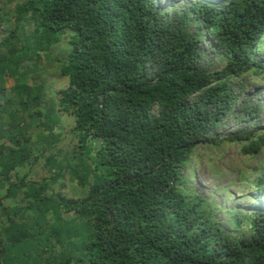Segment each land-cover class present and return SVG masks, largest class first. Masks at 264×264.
I'll use <instances>...</instances> for the list:
<instances>
[{
	"label": "trees",
	"instance_id": "obj_1",
	"mask_svg": "<svg viewBox=\"0 0 264 264\" xmlns=\"http://www.w3.org/2000/svg\"><path fill=\"white\" fill-rule=\"evenodd\" d=\"M185 3L169 12L157 0H0V264H264V210H228L229 221H220L191 184L200 146L232 142L250 157L264 148L259 128L214 132L228 115L239 123L261 113L257 103L233 113L238 93L230 80H262L264 0ZM25 25L30 31L20 35ZM205 40L224 60L219 69L201 65ZM54 46L65 54L51 57ZM34 55L46 63L24 73ZM7 69L17 74L13 96L1 84ZM47 104L70 163L81 169V195L62 184L54 198L42 195L47 177L31 176L37 164L56 167L63 153L54 141L42 155L53 140L48 125L45 140L34 142L30 118ZM16 167L26 169L11 174ZM258 171L252 183L263 193L264 165ZM8 198L16 203L4 205ZM48 200L52 228L67 215L84 226L72 234L81 242L75 257H57L38 238L46 225L36 215ZM46 237L61 247L71 238L56 228Z\"/></svg>",
	"mask_w": 264,
	"mask_h": 264
},
{
	"label": "rangeland",
	"instance_id": "obj_2",
	"mask_svg": "<svg viewBox=\"0 0 264 264\" xmlns=\"http://www.w3.org/2000/svg\"><path fill=\"white\" fill-rule=\"evenodd\" d=\"M157 3L160 4L164 9L169 10V12H172L174 9L187 8L185 0H157ZM28 31H30V28L25 25L19 34L23 35ZM64 40L65 38L62 39L60 45H63V42H65ZM209 44L210 42L208 40H205L203 46L206 48V51L202 53L203 59L201 65L208 70L218 69L223 66L224 60L221 59L219 55H217V52L215 50H213L211 47L208 48ZM0 53H3L2 48H0ZM62 54H65L62 48H58L56 46L52 47L51 57H60ZM43 63H46L45 58L40 57L39 55H34L32 56V59L30 58V61L22 63V66H24L23 72H36L43 67ZM53 64H56V62L50 61L46 64L49 68L47 77L51 73L50 66H52ZM244 80L248 81V76H245ZM231 81L235 86H237L236 78H233ZM1 84L8 88L10 95H15L19 89L17 74L13 73L10 69H7L4 77L1 80ZM260 86L262 85H257L255 81L252 83V87H249V85H247L245 89H247L248 91V97L244 99L247 104H254L256 101L263 104L262 109L260 110V115L250 120L249 122L248 120H245L240 121L239 123L234 122L233 117L228 115V117L214 129V132L224 136L228 133H235L238 130L253 131L256 130L255 128H259L258 130L261 131L260 134H263L264 86ZM241 89L244 90V86ZM258 90L261 93H258ZM24 98L30 100V95L28 94ZM240 100L241 98L238 99L237 102H239ZM238 106H235V111H233V113L235 115L237 114V116H240L242 115V113L239 114L240 110L238 109ZM49 109L50 105L47 104L42 116H33L32 118H30V128L37 126V130L33 133L34 142L37 141L36 144H38L40 140H45L44 138L47 134L44 130V127L48 125L52 130L50 131L53 134V140L50 141V145L48 141H46V144L43 145L44 148L42 150V155L45 156L54 151V149L52 148L53 144L51 145V143L54 141L58 142L57 146L60 144V146L58 147L61 148L63 153L56 155V167L43 166L45 167V169H42L41 166L37 164L38 166L36 165L35 169H38H33V171L35 170V172L31 176L33 178H42L44 176L47 177V180L45 182L48 185L46 189H42V195H51L52 198H54V190H58V188L61 187V184L64 186V189L67 193L81 195L84 192L77 185L78 176H81L82 174L81 169L78 167H74L72 163H70L69 152L71 151V147L66 145L67 141H60V139L64 137V134L61 131L59 121L50 118ZM0 132L3 133V131ZM1 142L2 139L0 138V143ZM35 145L32 146V155H34L37 150L36 148H34ZM41 146L42 145L40 144L38 146V149L41 148ZM80 157H82V155H80ZM263 157L264 149H261L259 154L250 157L243 154L240 151L239 146L232 142L229 144L227 142L222 143L218 148H214L212 146L208 147L207 149L204 146L199 147V151L195 155V158L192 160L194 166H192L193 175L191 177V184L192 187L203 197L212 200L214 206L217 209L216 216L218 220L229 221L232 214L228 210H237L239 211V213L253 210H264V192L260 193V191H258V189L254 186V183H252V181H255L258 176H260L258 167L264 165V162H262L263 164L261 163ZM80 160L81 159L79 157H75V161L79 162ZM7 163L9 164L10 162H8L7 160ZM25 169L26 167H16V169H13L11 171V174L16 172L21 175V173H23ZM58 169H60V172L63 174L60 175V179L55 182L51 174ZM36 173L37 175H35ZM88 177L89 175H84V178H87V180H89ZM0 190V194H2L3 188H1ZM31 190H33L32 186ZM45 202H41V206H47L46 211H44V213H38V215H36L40 219L41 224H43L44 226L46 225V230L43 231L42 234H38V238H41L43 243L50 244L51 249L48 248L49 250L54 252L55 248H57V257L65 258L71 252V254L75 257V250L76 248H79V246H81V242L79 238L72 237V234L75 235L76 233H79L80 230H83L84 226H82L81 224L73 223L70 220V218L73 216L67 215L65 217L66 221L64 225L58 224L57 226L52 228L51 226L56 222L54 211L52 209V204L54 201L48 200L46 203ZM15 203L16 198H8L3 202L4 205H14ZM48 203L52 204L48 205ZM42 220H45V222H43ZM20 222L24 223L23 221ZM230 225L232 226V223H230ZM12 228L15 227L13 226L9 229L11 230ZM55 228L58 230V233L62 238L71 236L65 246L61 247L60 244L55 245L53 241H51L55 237H46L45 239V236H47V234L51 235L52 230H55ZM29 250L31 251L33 250V248ZM51 264L61 263L53 261V263Z\"/></svg>",
	"mask_w": 264,
	"mask_h": 264
},
{
	"label": "clouds",
	"instance_id": "obj_3",
	"mask_svg": "<svg viewBox=\"0 0 264 264\" xmlns=\"http://www.w3.org/2000/svg\"><path fill=\"white\" fill-rule=\"evenodd\" d=\"M205 32V31H204ZM202 33H203V31H202ZM207 34H206V32H205V36H206ZM209 41V40H208ZM205 42V41H204ZM204 42H203V44H204ZM210 42V41H209ZM211 44V43H210ZM224 65V64H223ZM219 69V68H218ZM247 77L248 76V81H245L244 80V77ZM261 78H262V80H259V79H255L254 81L257 83V85H262V86H260V87H263L264 86V72L261 74ZM233 78H236V77H233ZM232 78V79H233ZM240 78H242V80L241 81H239V79L238 78H236V80H237V82H236V84H237V86H235V94L236 93H238L237 94V98H236V101H235V104L238 106L239 104L240 105H243V103H246V101H244V99H246L247 97H248V91H247V89H245L246 88V86L247 85H249V87L251 86L252 87V83L254 82L253 80L251 81H249V79H250V74H243L242 75V77H240ZM231 79V80H232ZM230 80V81H231ZM232 82V81H231ZM233 83V82H232ZM251 85H250V84ZM244 86V90L243 89H241L242 87ZM258 93H261L259 90H258ZM263 94V93H262ZM241 98V100L239 101V102H237V100L238 99H240ZM258 104V106H260V109H262V106H263V104H261L260 102H258V101H256L254 104ZM240 105L238 106V109L240 108ZM240 110V109H239ZM262 149H264V148H262ZM261 151V150H260ZM260 151H259V153H260ZM258 153V154H259ZM264 158V157H263Z\"/></svg>",
	"mask_w": 264,
	"mask_h": 264
}]
</instances>
